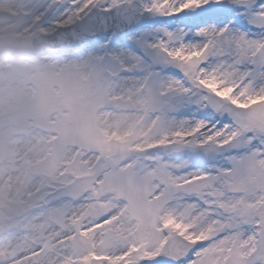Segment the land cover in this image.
Here are the masks:
<instances>
[{
  "label": "snow or ice",
  "instance_id": "1",
  "mask_svg": "<svg viewBox=\"0 0 264 264\" xmlns=\"http://www.w3.org/2000/svg\"><path fill=\"white\" fill-rule=\"evenodd\" d=\"M0 264H264V0H0Z\"/></svg>",
  "mask_w": 264,
  "mask_h": 264
}]
</instances>
